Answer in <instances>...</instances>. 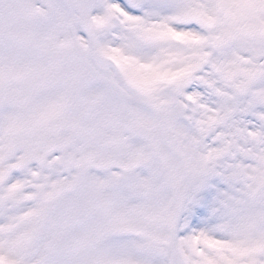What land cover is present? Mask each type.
<instances>
[{
  "label": "snow or ice",
  "instance_id": "1",
  "mask_svg": "<svg viewBox=\"0 0 264 264\" xmlns=\"http://www.w3.org/2000/svg\"><path fill=\"white\" fill-rule=\"evenodd\" d=\"M0 264H264V0H0Z\"/></svg>",
  "mask_w": 264,
  "mask_h": 264
}]
</instances>
